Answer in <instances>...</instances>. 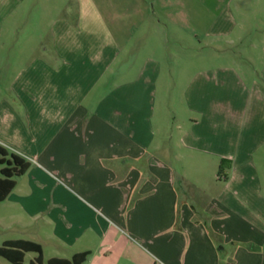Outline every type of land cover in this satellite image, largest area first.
<instances>
[{
	"label": "crops",
	"instance_id": "0c3cea01",
	"mask_svg": "<svg viewBox=\"0 0 264 264\" xmlns=\"http://www.w3.org/2000/svg\"><path fill=\"white\" fill-rule=\"evenodd\" d=\"M203 1L212 17L208 36L216 42L236 35L238 17L264 9V0ZM157 2L153 15L167 11L168 18L165 24L153 20L154 30L176 22L175 0H162L159 10ZM141 7L129 4V17L140 11V19L131 22L122 48L110 32L107 47L84 52L78 47L82 36L64 25L55 42L59 49L39 47L17 73L11 85L16 108L0 101V144L31 163L0 203V236L8 235L1 246L38 243L44 264L85 252L91 253L86 264H264V158L258 157L264 156L258 142L263 133H242L235 152L218 157L227 173L212 191L170 164L181 155L159 143L164 137L155 123V101L148 99L156 84L147 72L113 81L97 95L120 52L132 51L151 17L145 2ZM89 32L86 41L92 42ZM105 59L98 72L95 65ZM150 61L158 71L154 55ZM198 124L177 127L180 147L194 162L198 154H212L205 137L193 133ZM29 254L38 257L27 253L25 261Z\"/></svg>",
	"mask_w": 264,
	"mask_h": 264
},
{
	"label": "rangeland",
	"instance_id": "374dc122",
	"mask_svg": "<svg viewBox=\"0 0 264 264\" xmlns=\"http://www.w3.org/2000/svg\"><path fill=\"white\" fill-rule=\"evenodd\" d=\"M144 2L151 17L132 42V51L120 52L112 68L114 73L103 77L96 88L97 95L105 93L113 81H133L140 72H147L156 84L154 90H148V99L155 101V123L164 137L158 138L159 143L181 155L180 161L173 159L170 164L178 175L187 174L191 181L213 191L218 177L227 171L218 157L235 152L237 136L263 133L258 142H262L259 147L264 152V9L238 17L241 26L236 35L216 42V38L211 40L208 36L212 17L204 10L203 0H175L176 7L171 12L176 22L168 21V26L160 30H154L151 22L160 17L164 23L167 11L163 17L154 16L155 0H0V101L16 105L14 102L19 100L11 85L17 73L39 47L59 49L55 42L64 25L73 26L82 36L84 41L78 47L84 52L107 47L110 32H115L122 42L118 47L122 48L123 40L130 36L131 22L140 19V11L134 20L129 17V4L142 8ZM160 3L157 2V10ZM89 31H94L92 42L86 41ZM228 53L237 57H229ZM152 55L159 63L158 71L151 66ZM105 63L107 59L95 65L98 72L106 67ZM227 67L235 70L229 72ZM192 120L199 122L193 133L205 137L204 146L212 153L196 155L195 162L180 147L177 129L179 125L189 127ZM260 165L264 168V163ZM2 168L0 164V177ZM7 236H0V246ZM34 257L29 254L25 264H31ZM0 260L11 264L2 257Z\"/></svg>",
	"mask_w": 264,
	"mask_h": 264
},
{
	"label": "trees",
	"instance_id": "16d2710c",
	"mask_svg": "<svg viewBox=\"0 0 264 264\" xmlns=\"http://www.w3.org/2000/svg\"><path fill=\"white\" fill-rule=\"evenodd\" d=\"M0 203L4 202L17 186V178L25 175L31 163L22 156L10 152L0 144ZM27 253H37L38 257L31 264H44L43 249L38 243L26 240L8 241L0 247V257L11 264H24ZM91 253L75 255L71 260L54 258L48 264H86Z\"/></svg>",
	"mask_w": 264,
	"mask_h": 264
}]
</instances>
